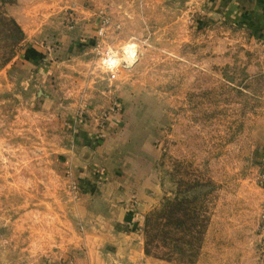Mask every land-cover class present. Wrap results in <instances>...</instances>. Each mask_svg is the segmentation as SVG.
Returning a JSON list of instances; mask_svg holds the SVG:
<instances>
[{
  "label": "rangeland",
  "instance_id": "374dc122",
  "mask_svg": "<svg viewBox=\"0 0 264 264\" xmlns=\"http://www.w3.org/2000/svg\"><path fill=\"white\" fill-rule=\"evenodd\" d=\"M204 1L0 0V264L98 224L194 264L243 202L264 240V39Z\"/></svg>",
  "mask_w": 264,
  "mask_h": 264
},
{
  "label": "crops",
  "instance_id": "0c3cea01",
  "mask_svg": "<svg viewBox=\"0 0 264 264\" xmlns=\"http://www.w3.org/2000/svg\"><path fill=\"white\" fill-rule=\"evenodd\" d=\"M204 2L214 11V16H223L224 20L233 24L243 22L247 25V32L251 30L257 37L264 39V0ZM246 206L243 202L238 219L228 217L225 226L218 227L216 217L211 220L210 243L202 241L194 264H264V240H260L258 234L254 236L246 215L242 214ZM87 212L85 210L83 216ZM124 217L120 213L117 223L123 225ZM66 251L73 255V264H155L154 260L144 254L141 236L136 229L123 232L98 224L84 233L77 248L68 246Z\"/></svg>",
  "mask_w": 264,
  "mask_h": 264
},
{
  "label": "built area",
  "instance_id": "2783aa9c",
  "mask_svg": "<svg viewBox=\"0 0 264 264\" xmlns=\"http://www.w3.org/2000/svg\"><path fill=\"white\" fill-rule=\"evenodd\" d=\"M263 180H264V175H263ZM259 231H260L262 238L264 239V200H263L262 205H261Z\"/></svg>",
  "mask_w": 264,
  "mask_h": 264
},
{
  "label": "trees",
  "instance_id": "16d2710c",
  "mask_svg": "<svg viewBox=\"0 0 264 264\" xmlns=\"http://www.w3.org/2000/svg\"><path fill=\"white\" fill-rule=\"evenodd\" d=\"M12 23L14 24V22L12 21ZM15 25V24H14ZM16 26V25H15ZM16 42H17V40H16Z\"/></svg>",
  "mask_w": 264,
  "mask_h": 264
}]
</instances>
